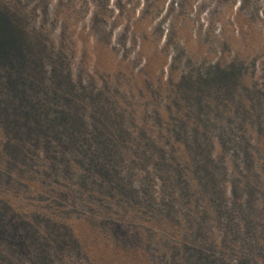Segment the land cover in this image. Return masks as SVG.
I'll list each match as a JSON object with an SVG mask.
<instances>
[{"label": "rangeland", "instance_id": "1", "mask_svg": "<svg viewBox=\"0 0 264 264\" xmlns=\"http://www.w3.org/2000/svg\"><path fill=\"white\" fill-rule=\"evenodd\" d=\"M0 264H264V0H0Z\"/></svg>", "mask_w": 264, "mask_h": 264}, {"label": "trees", "instance_id": "2", "mask_svg": "<svg viewBox=\"0 0 264 264\" xmlns=\"http://www.w3.org/2000/svg\"><path fill=\"white\" fill-rule=\"evenodd\" d=\"M220 72V71H219ZM235 74V72H228V71H222L220 74H217L218 80L219 79H223L227 76H233Z\"/></svg>", "mask_w": 264, "mask_h": 264}]
</instances>
